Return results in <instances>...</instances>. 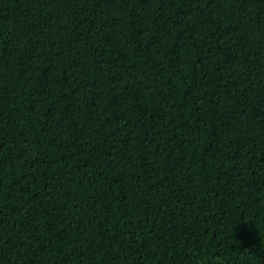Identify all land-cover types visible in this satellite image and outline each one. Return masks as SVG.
<instances>
[{
	"label": "trees",
	"instance_id": "obj_1",
	"mask_svg": "<svg viewBox=\"0 0 264 264\" xmlns=\"http://www.w3.org/2000/svg\"><path fill=\"white\" fill-rule=\"evenodd\" d=\"M0 264H264V0H0Z\"/></svg>",
	"mask_w": 264,
	"mask_h": 264
}]
</instances>
